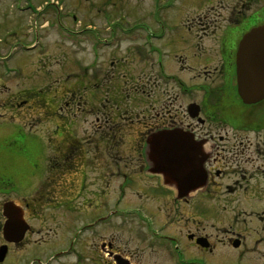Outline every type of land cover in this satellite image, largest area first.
Masks as SVG:
<instances>
[{
	"label": "flooded vegetation",
	"instance_id": "1",
	"mask_svg": "<svg viewBox=\"0 0 264 264\" xmlns=\"http://www.w3.org/2000/svg\"><path fill=\"white\" fill-rule=\"evenodd\" d=\"M177 3L176 14L168 8L150 13L157 31H149L147 42L123 52L120 43L91 42L93 62L82 67L69 58L68 80L55 79L70 90L65 100L58 97L60 104L48 106L41 94L47 87L14 92L11 108L22 120L42 122L49 114L64 117L68 126L37 128L46 130L51 148V187L22 189L0 164V256L7 249L0 264L47 242L41 237L49 218L65 223L73 210L86 212L79 219L99 223L95 264H264V98L248 102L238 92L240 42L264 24V0ZM79 114L96 116L80 137L72 128ZM180 138L195 146L191 165L199 162L204 177L189 191L177 188L175 173L158 168V144ZM90 167L97 186L86 192L98 201L66 207L83 195ZM185 191L189 196H179ZM127 193L139 206L126 215L116 211L120 218L108 226L101 223ZM200 194L224 204L218 217H199L192 199ZM47 204L67 210L48 216ZM25 227L23 238L10 240Z\"/></svg>",
	"mask_w": 264,
	"mask_h": 264
},
{
	"label": "rangeland",
	"instance_id": "2",
	"mask_svg": "<svg viewBox=\"0 0 264 264\" xmlns=\"http://www.w3.org/2000/svg\"><path fill=\"white\" fill-rule=\"evenodd\" d=\"M167 8L171 14H176L179 9L177 0H0V164L4 162L7 165L4 169L14 178V184L16 181L18 185H23L22 189H34L37 183L51 187L48 178L51 166L49 168L46 157L51 153V148L48 147L46 130L37 128L40 125L45 129L53 128L59 122L62 126H68L64 117L53 116L51 119L49 114H44L42 122L22 120L11 108V102L15 100L13 97L18 94L14 92L30 86L36 89L47 87L45 93L41 94L48 106L60 104L59 98L63 96L60 99L65 100V92L69 93L70 90L66 89L67 84L60 86L55 79L68 80L69 58L73 56L75 64L82 67L93 62L91 42L120 43L121 52L128 45L147 42L149 31H157V26L150 24V13ZM94 70L89 66L90 74ZM80 75L75 73L73 80ZM56 88L58 91L53 92ZM42 108L46 107L38 110L42 111ZM60 111L64 114L67 109ZM76 119V125L73 124L72 128L80 137L87 122L95 121L96 116L79 114ZM88 160L92 161V158L88 157ZM95 173L91 168L86 181H83V195L66 207L74 205L81 208L86 200L98 201L88 197L86 192L97 186L93 184ZM76 182L79 186L81 178ZM192 202L202 218L218 217L224 207V204L213 203L202 194L193 198ZM138 204L127 193L121 199L119 209H110L101 223L108 226L120 218L115 215L116 211L126 215L127 210L136 209ZM45 209L48 216L52 210H67L56 209L49 204ZM70 213V219L65 223L56 220L54 224L53 219L49 218L51 223L48 221L46 228L42 229L45 234L41 233V238L45 237L47 242L19 250L15 256H11L10 264H39L37 260L40 259L46 261L45 264H95L99 260L96 251L99 223L79 219L86 216L85 211L73 210ZM40 236L35 238L41 240Z\"/></svg>",
	"mask_w": 264,
	"mask_h": 264
},
{
	"label": "water",
	"instance_id": "3",
	"mask_svg": "<svg viewBox=\"0 0 264 264\" xmlns=\"http://www.w3.org/2000/svg\"><path fill=\"white\" fill-rule=\"evenodd\" d=\"M238 71H239V91L245 101L251 102L264 98V24L250 29L248 33L241 39L239 47ZM250 52L252 56H246ZM173 139V137H171ZM184 138V136H183ZM170 140L169 144H158L157 156L160 164V172L175 173V179L179 183L177 188L190 190L200 186L204 180L202 177V167L196 162L195 166L191 165L190 157H194L197 152L195 146L183 140ZM193 149V150H191ZM195 179L193 180V176ZM194 181L193 184H188L187 181ZM188 191L180 192L179 196L189 195ZM10 209H16L17 206H12ZM15 213L10 216V227L16 224ZM15 228L13 229L14 233ZM27 227L20 229L17 233L18 237H10L11 241H18L24 237ZM11 232V231H10ZM6 248L1 250L0 260L6 254Z\"/></svg>",
	"mask_w": 264,
	"mask_h": 264
}]
</instances>
